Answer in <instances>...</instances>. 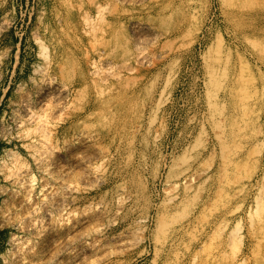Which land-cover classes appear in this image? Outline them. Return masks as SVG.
Wrapping results in <instances>:
<instances>
[{
	"label": "rangeland",
	"instance_id": "obj_1",
	"mask_svg": "<svg viewBox=\"0 0 264 264\" xmlns=\"http://www.w3.org/2000/svg\"><path fill=\"white\" fill-rule=\"evenodd\" d=\"M0 58V264H264V0H0ZM22 102L100 167L70 249L8 221Z\"/></svg>",
	"mask_w": 264,
	"mask_h": 264
},
{
	"label": "bare ground",
	"instance_id": "obj_2",
	"mask_svg": "<svg viewBox=\"0 0 264 264\" xmlns=\"http://www.w3.org/2000/svg\"><path fill=\"white\" fill-rule=\"evenodd\" d=\"M48 85H51L50 81ZM48 90H51V87ZM23 100L26 99L23 98ZM30 108L29 104L23 103L22 114L16 117L15 122L19 128L24 125L28 128L26 134L31 140L28 153L44 184L40 186L38 199L34 196L35 190L30 171L18 158L13 160V166L7 177L15 187L13 196L18 202L15 210L7 216L8 221L19 230L33 235L37 241L48 242L52 239L53 242L59 243L58 246L62 244L70 249L72 243L82 236L81 229L86 227L90 219L91 221L94 219L91 207H85L78 212L74 205L78 201L79 193H89L101 186L100 167L96 164H94L96 166L89 165L88 161L78 158L71 146H65L63 158H59L51 144L50 124L42 121V117L34 114ZM95 141L97 136L94 133L83 132L74 137L75 144L89 145ZM94 155L100 159L104 157L97 149L94 150ZM72 165L83 167L81 169L83 174L76 182L71 178ZM119 202H122V199ZM98 215H103L101 209ZM14 245L16 263L24 264V256L30 253L32 246L27 240H14Z\"/></svg>",
	"mask_w": 264,
	"mask_h": 264
},
{
	"label": "clouds",
	"instance_id": "obj_3",
	"mask_svg": "<svg viewBox=\"0 0 264 264\" xmlns=\"http://www.w3.org/2000/svg\"><path fill=\"white\" fill-rule=\"evenodd\" d=\"M0 59H2V58H0Z\"/></svg>",
	"mask_w": 264,
	"mask_h": 264
}]
</instances>
